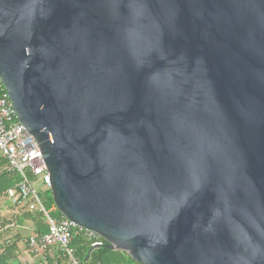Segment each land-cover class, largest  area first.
I'll return each instance as SVG.
<instances>
[{
  "label": "water",
  "instance_id": "water-1",
  "mask_svg": "<svg viewBox=\"0 0 264 264\" xmlns=\"http://www.w3.org/2000/svg\"><path fill=\"white\" fill-rule=\"evenodd\" d=\"M0 83L85 261L264 264V0H0Z\"/></svg>",
  "mask_w": 264,
  "mask_h": 264
},
{
  "label": "built area",
  "instance_id": "built-area-1",
  "mask_svg": "<svg viewBox=\"0 0 264 264\" xmlns=\"http://www.w3.org/2000/svg\"><path fill=\"white\" fill-rule=\"evenodd\" d=\"M3 90L0 95V156L6 162L8 171L20 177V182L6 192L7 201L13 207H26L28 211L39 212L44 217L46 232L28 239L31 253L42 255L51 248H59L71 264H78L70 249L74 234L85 231L89 237L98 236L78 227L64 216L60 219L53 217L45 208L37 185L50 189L51 179L42 151L20 122L6 90ZM98 244L101 243L96 242L94 245Z\"/></svg>",
  "mask_w": 264,
  "mask_h": 264
},
{
  "label": "trees",
  "instance_id": "trees-1",
  "mask_svg": "<svg viewBox=\"0 0 264 264\" xmlns=\"http://www.w3.org/2000/svg\"><path fill=\"white\" fill-rule=\"evenodd\" d=\"M3 86L0 83V95L4 92ZM20 182V177L18 174L9 172L7 169L6 162L0 156V211L1 208L8 207L13 214L9 215V221L14 224H23L25 220H32L37 227L38 234L46 232V224L44 217L39 212H30L26 207H13L7 201L6 192L12 189ZM45 208L51 213V215L57 219L62 218V214L56 209L53 197L51 195L50 189L42 192L40 195ZM5 220V219H3ZM0 221V229H3L7 222ZM37 234V235H38ZM102 243L106 245V242L101 238L89 237L85 231L76 232L70 244V249L73 252V258L78 264H137L133 259L125 252L122 251H112L105 247L95 249L91 252L88 261H85L91 247L96 243ZM10 248L0 246V264H8L11 260ZM55 260L58 264H71L68 257H66L62 252L57 254Z\"/></svg>",
  "mask_w": 264,
  "mask_h": 264
},
{
  "label": "crops",
  "instance_id": "crops-1",
  "mask_svg": "<svg viewBox=\"0 0 264 264\" xmlns=\"http://www.w3.org/2000/svg\"><path fill=\"white\" fill-rule=\"evenodd\" d=\"M39 185V184H38ZM37 185V186H38ZM43 188V192L48 189ZM3 208V207H2ZM1 208L0 221H6L7 224L0 229V246L10 248L11 260L8 264H58L55 260L57 254L61 253L59 248H51L45 254L35 255L28 248V239L37 235L36 224L32 220H25L23 224H14L9 221V215L14 213L9 210L7 218L3 217ZM7 209H9L7 207ZM1 223V222H0ZM39 235V234H38Z\"/></svg>",
  "mask_w": 264,
  "mask_h": 264
},
{
  "label": "rangeland",
  "instance_id": "rangeland-1",
  "mask_svg": "<svg viewBox=\"0 0 264 264\" xmlns=\"http://www.w3.org/2000/svg\"><path fill=\"white\" fill-rule=\"evenodd\" d=\"M37 190L39 191V193H40V195H42V192H43V188H42V186L41 185H38L37 186ZM2 214H3V217H5V218H7L8 216H6V215H8L7 214V212L9 213V209H7V207H5V208H2ZM1 212V211H0ZM1 214V213H0ZM1 219V218H0ZM9 220V219H8Z\"/></svg>",
  "mask_w": 264,
  "mask_h": 264
}]
</instances>
